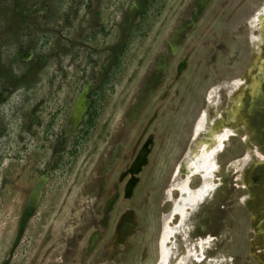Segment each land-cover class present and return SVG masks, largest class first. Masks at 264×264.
I'll return each instance as SVG.
<instances>
[{"label":"rangeland","instance_id":"obj_1","mask_svg":"<svg viewBox=\"0 0 264 264\" xmlns=\"http://www.w3.org/2000/svg\"><path fill=\"white\" fill-rule=\"evenodd\" d=\"M262 1L0 0V264H264V166L237 179L264 155ZM248 70L262 90L180 227L171 174Z\"/></svg>","mask_w":264,"mask_h":264},{"label":"bare ground","instance_id":"obj_2","mask_svg":"<svg viewBox=\"0 0 264 264\" xmlns=\"http://www.w3.org/2000/svg\"><path fill=\"white\" fill-rule=\"evenodd\" d=\"M250 24L252 30V34L251 36H249L251 47L255 49L256 45H258L259 43V46L263 48L264 47V0L262 1L261 7L252 15ZM255 64L258 66L257 67L258 72L262 74L261 71L264 69V58H260V61H258ZM253 65L254 63H252V66ZM262 81L263 79H261L260 77L250 75V71L248 70L244 77L234 79L231 82H229L228 83L229 85L227 87L229 88V95L227 96L228 105L224 109L225 115H222L221 111L218 108L219 104L217 102V99H218L219 88L216 86L209 88L206 98L207 101L205 100L207 102L206 107L204 106L205 109L197 116L193 124L192 135H191L192 137L190 140V144H188L189 147L171 174L170 179H172L173 181L172 185L174 186V188H169V190L167 191V197H169L170 195L169 192L171 191V189H174L175 191H177V193L180 194L177 197V199L173 201L170 210L173 216L178 217V219L179 218L183 219L181 223H179L180 227H182L183 225H184L183 227H185L187 225L186 224L187 215L183 213L185 208H189V209L194 208L198 204V202L201 201V199L206 195V193L209 192L211 188L210 182L207 188L205 187L204 188L197 187L195 189L191 188V182L193 181V179L195 177L201 178L198 172H194L189 175L187 174L188 168L197 165L198 160H196L195 162L193 158V154H195L196 148L199 146V144L204 142H208L209 144L213 143L215 146H217V144H219L220 141L222 140L223 136L227 135L229 137L223 141V147L219 150L220 153L224 152L225 145L229 141V138L239 133L238 126L240 125V123L239 124L237 123V125L236 124L231 125L230 123H227L228 121L227 114L230 115L231 113H234L237 109H239L242 106L241 99L246 91L248 92V98L254 99L257 93L259 94V92L262 90V84H263ZM244 82L245 85L243 84ZM202 122L204 123L203 129H201ZM208 148L209 145L206 147V149ZM239 164H240L239 167L237 166L239 170L238 171L239 175H237L238 177L237 179L241 180L243 179L246 170L255 171L257 168L264 166V155L261 154L260 152L254 153L251 148H248L247 150L244 151L243 159L240 158ZM210 167L212 168L210 170L211 174L212 172L217 173L219 171V165L216 163V159L204 164V168L208 169ZM233 167H234L233 163L229 164L228 167L225 169V172L231 173ZM180 177H182V179H184L185 177L186 180L185 181L178 180V178ZM187 230L189 231V227H187ZM165 233L168 232L164 230L163 233L164 236L166 235ZM161 241H165V238L163 236ZM160 243L159 246L161 247L159 248L165 252L166 246L164 247L163 243H161V245ZM202 254H204V252H202ZM164 262H166V255L164 253H161V255L159 256V264H164Z\"/></svg>","mask_w":264,"mask_h":264},{"label":"water","instance_id":"obj_3","mask_svg":"<svg viewBox=\"0 0 264 264\" xmlns=\"http://www.w3.org/2000/svg\"><path fill=\"white\" fill-rule=\"evenodd\" d=\"M227 118L228 121L227 123H230L231 125H235L236 123L233 121L234 120V113H231L230 115L227 114ZM232 121V122H230ZM237 125V124H236ZM229 136L224 135L222 140L220 141L219 144H217V146H215L213 143L209 144L208 142H204L199 144V146L196 148V152L195 154H193V158L194 161H197V165H195L194 167H190L187 170V174H192L194 172H198V174H200L201 178H200V186L199 187H205L207 188V186L209 185L210 182V174H211V167L206 169L204 168V164H206L207 162L213 161L216 158V154L219 152V150L223 147V141L228 138ZM209 145V148L206 149V147ZM173 181L172 179H170V184L169 187L170 188H174V186L172 185ZM180 194L178 193V196ZM192 204V203H191ZM165 219H163L164 222ZM183 219L179 218V223H181Z\"/></svg>","mask_w":264,"mask_h":264}]
</instances>
